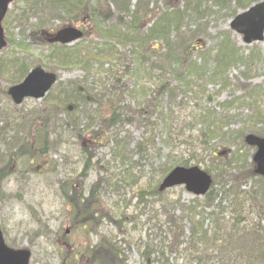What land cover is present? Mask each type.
<instances>
[{
	"label": "trees",
	"instance_id": "16d2710c",
	"mask_svg": "<svg viewBox=\"0 0 264 264\" xmlns=\"http://www.w3.org/2000/svg\"><path fill=\"white\" fill-rule=\"evenodd\" d=\"M106 1V7L108 8L111 3L119 14L116 23L110 22L114 16L110 7L108 11L104 10L99 13L100 9L94 5V0H19L18 2L23 3V9L11 10L4 26L7 29L9 21L17 22L18 25L15 27L25 38L27 37L26 30L32 29L38 33V30H43L40 28L45 23L58 21L63 26H71L83 23L82 18L84 17L85 22L94 24L97 35L106 40L86 41L83 39L73 46L48 44V53L42 51L43 59L37 62H34L30 53L27 52L34 50L33 48L40 50L45 38L39 36L36 41L37 47H31V44L27 45L25 41L15 40L16 49L14 51L7 48L0 54V80L9 81L10 84L18 83L34 65L42 66L47 70L73 68L81 71L82 77L69 80L66 85L63 82L57 83L44 100L54 104L57 108H62L64 114L67 115L66 120L69 125L78 134L92 136L93 141H97L95 144L97 143L98 146L100 145L111 153L110 163L118 162V168L122 167L126 172L123 182L126 176L139 180L143 177H138V175L149 174L154 177L159 171L154 177V182L149 183L148 190L155 197H161L163 193L158 192V184L175 166L188 167L191 164H203V168L208 173H212L213 170L217 173L213 177L211 190L202 200L195 198L188 205H180V222L185 221L189 225L188 235L175 246V253H178L182 263L264 264V236L260 234L259 238L254 241L251 238L256 248L255 251L244 252L238 246L239 240L246 234L242 231L243 228H240L244 221L240 222L238 218L251 200L258 199L260 206L264 207V186L254 187L249 193L242 192L240 191L241 186L236 188L223 183L227 178L225 170L218 171L213 166L205 165L203 158L205 154L208 158L216 157L214 148L217 150L219 147L216 145H221L225 136L222 131L227 123L225 118H217L216 113L203 111L199 107L197 110L191 108L192 111L187 112L189 105L185 95L189 91L188 87H194V82L190 79L191 74L197 75L199 71L196 70L199 68L195 63L190 62L194 67L190 66V63L184 65L189 70L187 73L189 77L178 74V67L182 65L180 58L183 56L181 51L184 49V42L181 44L177 36L182 31V27L186 28L191 22L192 16L203 15L206 11L210 12L209 7L204 6L203 2H210L218 11L231 12L235 16L236 12L264 0H184L183 12L174 10L167 14L154 16L153 23L145 31L140 28V20L146 18L151 10L153 11L154 7L151 8V6L156 3V0H135L133 6H131L132 0ZM102 6H104L103 3ZM202 7L203 12H201ZM32 19L34 23L31 22ZM9 42L14 41L9 40ZM158 43H161V49L157 47ZM176 46L178 49L174 50ZM217 51L218 62L215 68L218 71L232 63H239L246 72L243 73L246 78L254 72L253 67L261 59L256 47L245 56L244 53L236 51L229 36L222 39ZM114 68L118 69L113 70ZM193 68L196 70L193 71ZM177 74L179 77L176 79L179 84L170 87L165 81L166 76ZM217 77L220 78L223 75L215 73L213 78ZM126 80L133 82V85L128 86L124 83ZM141 80L149 81L150 84L141 82ZM58 85L61 89L58 94H55ZM0 90L6 95L7 89L0 88ZM179 95L182 98L176 103L175 100ZM139 97L142 100L149 99V101L145 104L146 106L138 104L133 113L131 106ZM245 98L247 102L256 100L254 98L262 99L264 89L262 86H254ZM163 100H166L165 107L162 105ZM254 109L255 115L246 120L245 127L255 135L264 136V112L258 110L257 106ZM130 124L142 129L139 140L131 149L128 132L121 135L124 126ZM196 124H202V130L196 131L194 127ZM258 124L261 126H257ZM36 140L41 143L44 138L39 134ZM158 142L163 147L158 149ZM41 146L42 143L39 147ZM163 148H169L171 153L180 152L175 156L181 154L180 158L174 160L171 159L172 154L167 156L166 161L171 164L169 167L155 165L156 159H161ZM43 153L44 151H40L38 156ZM135 156L136 159H134ZM94 165V162L89 164L87 161L84 170L90 171ZM105 172L107 176H100L99 180L88 190H83L81 185L77 188L75 184H70L67 189L68 183H61L60 190L63 197L71 208L79 212L72 226L81 227L88 233L87 238L98 235L96 230L100 232L102 226L105 228L112 225L119 230L122 229L120 224L126 223L123 218L122 222H114L112 216L101 211L102 207L98 198L104 200L103 196L107 194L101 189V183H105L109 189L119 190L117 183L109 180L110 169H106ZM143 206L147 208L148 204ZM210 208L212 211L206 212V209ZM227 214H231L232 218L226 220ZM168 225L169 222L166 227L169 231H165V236L168 234L171 237L175 236L174 230L177 227L170 228L169 226L168 228ZM180 231L183 236L184 227ZM259 232L256 231V233ZM249 235L251 237L252 234L249 233ZM119 240L118 238L108 241L101 238L95 244L89 242L85 248L64 255L61 264H128L125 250L115 245V243L121 245L124 242V240ZM142 252L145 264H153L151 258L154 254L161 258L162 264H168L164 252L153 253L150 252L149 247H145Z\"/></svg>",
	"mask_w": 264,
	"mask_h": 264
},
{
	"label": "rangeland",
	"instance_id": "374dc122",
	"mask_svg": "<svg viewBox=\"0 0 264 264\" xmlns=\"http://www.w3.org/2000/svg\"><path fill=\"white\" fill-rule=\"evenodd\" d=\"M105 1L94 0V5L100 9L99 13L104 10L108 11L110 7V10L114 12L110 22L116 23L119 14L111 3L107 8V1ZM14 4H11L10 10L23 9L22 2L16 3V7ZM203 4L209 7L210 12L206 11L203 15L192 16V20L189 19L191 22L187 24L186 28L182 27V31L177 35L179 42L181 44L184 42V49L181 51L183 56L180 58L182 65L178 67V74L181 73L180 76L189 77L187 75L189 70L184 65L190 62L195 63L199 68L198 70L192 69L199 72L197 75L191 74L190 79L194 82V87H188L189 91L185 95L189 105L187 112L192 109L197 110L199 107L203 111L216 113L217 118H225L227 124L222 131L225 136L221 145H216L219 148L217 150L214 148L216 157L208 158L205 154L204 163L215 167L218 171L225 170L227 178L223 183L236 188L241 186L240 191L249 193L254 187L264 186V179L255 174L256 167L252 162L254 150L244 141L246 135L254 133L246 129L245 122L250 116L255 115L254 108L256 106L258 110L264 112V98H254L256 100L247 102L244 97L254 86H262L264 89V39L251 45L245 44L242 37L230 29V23L234 17L231 12H220L210 2H203ZM133 5H135V0L131 1V6ZM152 7H154L153 11ZM151 8L149 6L151 13L140 20L142 31H145L153 23L154 16L167 14L174 10L183 12L184 0H156ZM203 11L202 7L201 12ZM239 12L241 11L236 14ZM85 20L86 18L83 17V25L80 22L71 26L82 29L85 32L84 39L86 41L91 39L106 40L97 35L92 22H85ZM31 22L34 23V20L32 19ZM17 25V22L9 21L8 28H4L8 50L16 49L15 40L25 41L27 45L31 44V47H37L36 41L39 36L53 34L58 28H63V25L58 21L45 23L40 28L43 30H38V33L32 29L26 30L27 37L25 38L15 27ZM228 36L234 49L244 53V56L255 47L261 55L260 62L253 67L254 72L250 73L248 78L243 76V73L246 72L239 63H232L220 71L215 68V64L218 62V47H220L222 39ZM9 40L14 42L11 43ZM157 47L161 49V43H158ZM33 49L27 53H30L34 62H37L43 59L42 51L48 53L49 45L43 42L40 50ZM177 49L176 46L174 50ZM113 65L112 67H114ZM190 66L193 65L190 63ZM115 69L118 68L113 70ZM44 70L57 74L58 83L63 82L65 85L69 80L83 76L81 71L73 68L67 70L44 68ZM215 73L223 75V77L213 78ZM178 74L166 76L165 81L170 87L179 84L176 79L179 77ZM141 82L150 84L145 80H141ZM124 83L128 86L133 85V82L131 83L129 80ZM11 85L14 84L0 80V88L7 89ZM60 89L58 85L55 94H58ZM190 89H192L191 92ZM181 98L182 96L179 95L175 102H179ZM44 99L26 100L22 105L15 106L7 94H2L0 90V228L7 245L16 249H28L32 254L29 264H61L64 255L85 248L89 242L95 244L101 238L108 241L119 238L124 242L121 245L120 243H115V245L121 246V249L125 250L128 264H145L142 257L145 247H149L150 252L153 253L164 252L168 264H184L178 253H175V246L189 233L188 223L180 222V205H188L192 202L195 199L193 195L183 187H176L164 192L161 197H155L148 189L149 183L154 182V177L159 171L154 177L149 174L138 175V177H143L139 180L126 176L123 182L126 172L122 167L118 168V162L110 163L111 153H108L100 145L98 146L97 143L95 144L97 141H93L92 136L78 134L69 125L66 120L67 115L64 114L62 108H57ZM148 101L149 99L142 100L139 97L132 104L131 112L135 113L137 105L140 103L146 106ZM162 105L166 106V100L162 101ZM78 115L80 114L78 113ZM194 127L196 131H200L203 126L196 124ZM141 131L142 129L137 128L134 124L125 125L122 129L121 135L128 132L131 140L130 149L139 140ZM244 131L245 133H243ZM39 134L44 138L41 148L39 147L41 143L36 140ZM161 147H163L162 144L158 142L157 148ZM85 150L87 152H84ZM40 151H44V153L38 156ZM179 153H171L169 148H163L161 159H156L155 165L169 167L171 164L167 163V156L172 154L173 158L171 159L174 160L180 158L181 154L175 156ZM35 154L36 156H34ZM136 158L135 156L134 159ZM87 161L89 164L95 163L90 171L84 170ZM198 166L203 168V164ZM234 166L235 168H233ZM108 168L110 169L109 180L117 183L116 186L119 190L109 189L105 183H101V189L105 190L107 194H104V200L98 198V202L102 207L101 211L112 216L114 222L121 221L123 218L126 223H122L124 226L120 224L122 229L119 230L112 225L105 228L102 226L100 232L96 230L98 235L87 238L86 231L81 227L74 228L72 226L78 218L79 212L71 208L63 197L60 190L61 183H68L67 189L70 184H75L77 188L81 185L83 190H88L99 180L100 176H107L105 171ZM211 172L212 177L217 175L214 170ZM217 179L220 180L218 177ZM135 181L136 183H133ZM198 199L202 200V198ZM144 204H148L147 208H144ZM211 211L212 208L206 209V212ZM228 218H232L231 214L226 215L225 219L228 220ZM238 219L240 222L244 221L240 228H243L242 231L246 233L239 240L238 246L244 252L255 251L256 248L253 246L252 240L259 238L260 234L264 236V207L260 206L258 199L251 200L247 207H244ZM168 222V228L169 226L170 228L177 227L174 230L175 236L171 237L170 234L165 236V231H169L166 228ZM182 227H184L183 236L180 231ZM256 231L260 232L256 233ZM249 233L252 234L251 237ZM179 236L181 238L178 239ZM151 260L153 264H162L163 262L157 254H154Z\"/></svg>",
	"mask_w": 264,
	"mask_h": 264
},
{
	"label": "water",
	"instance_id": "95a60500",
	"mask_svg": "<svg viewBox=\"0 0 264 264\" xmlns=\"http://www.w3.org/2000/svg\"><path fill=\"white\" fill-rule=\"evenodd\" d=\"M15 0H0V51L6 46L2 21L7 13L10 3ZM233 32L243 37L245 44L261 42L264 39V2L254 4L245 12L238 14L230 23ZM83 36L75 28H65L58 31L48 41L49 43L71 44ZM54 73L45 72L42 68L33 69L18 85L10 87L8 96L15 105H20L24 99H42L56 83ZM249 146L257 148L253 157L256 164V173L264 177V139L253 135L246 137ZM184 185L186 190L193 195H204L212 185L211 177L198 167H177L171 171L159 186L162 192L168 188ZM31 253L28 250H13L7 247L0 230V264H29Z\"/></svg>",
	"mask_w": 264,
	"mask_h": 264
}]
</instances>
